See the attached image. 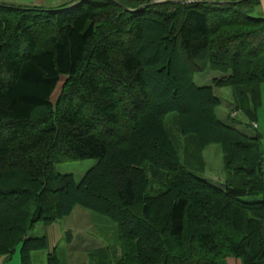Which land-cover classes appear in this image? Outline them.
<instances>
[{
	"label": "trees",
	"instance_id": "16d2710c",
	"mask_svg": "<svg viewBox=\"0 0 264 264\" xmlns=\"http://www.w3.org/2000/svg\"><path fill=\"white\" fill-rule=\"evenodd\" d=\"M155 1L0 3V257L21 245L32 264L47 240L29 232L78 206L117 225L118 260L97 249L96 264H264V154L242 129L264 84L258 0ZM220 88L237 125L217 116ZM176 136L192 166L193 151L219 145L224 184L198 177ZM82 160L96 165L78 184L55 171Z\"/></svg>",
	"mask_w": 264,
	"mask_h": 264
},
{
	"label": "rangeland",
	"instance_id": "374dc122",
	"mask_svg": "<svg viewBox=\"0 0 264 264\" xmlns=\"http://www.w3.org/2000/svg\"><path fill=\"white\" fill-rule=\"evenodd\" d=\"M213 77V73L207 70L204 73L196 75L194 77V83L197 86L210 85V81ZM64 81L65 78H61L60 83L57 85V88L51 97V102L54 105L61 94ZM154 83L155 86L157 83L155 81ZM231 92V88L215 89V93L220 100V106L216 112L221 121L230 125H237L240 120L238 117L231 119L226 116L228 111L227 109H231L228 106L231 102ZM172 117L173 115L170 114L164 120L165 126L171 130L173 129L171 126L173 125V122H175ZM177 139L179 141L181 140L179 143L182 158L184 159L183 161L189 164L191 168H195L203 172L202 175L197 174L198 177L212 181L213 183L219 185L224 184V180L226 179L224 154L222 153V149L219 145H208L201 150L200 154L197 155L196 152L193 151L195 159L192 160L196 162V166H192L190 164L191 157L187 155V153L192 154V150L184 149V146L182 147V139L177 138L176 136V140ZM95 165L96 160L68 161L57 165L55 167V171L61 175H71L75 183L78 184L85 173ZM56 224L61 228V237L52 249V252L56 254L60 264H96L97 262L95 261V257H93L92 253L97 249H103V253H105L106 257L105 260L107 262L110 260L116 262V260H118L120 252V248L118 246L119 233L117 231V225L111 219L76 206L67 217L58 221ZM43 230L44 227L41 224H38L29 232L28 235L30 237H41L44 235ZM20 249L21 245L16 248L15 252L11 256H4L6 258H12L8 261V264H20ZM47 254V251L33 252L31 255L32 264H47ZM99 256H102V254ZM234 259L239 260L236 258ZM240 263L242 264L241 261Z\"/></svg>",
	"mask_w": 264,
	"mask_h": 264
},
{
	"label": "crops",
	"instance_id": "0c3cea01",
	"mask_svg": "<svg viewBox=\"0 0 264 264\" xmlns=\"http://www.w3.org/2000/svg\"><path fill=\"white\" fill-rule=\"evenodd\" d=\"M71 0H0V3L15 5V6H36V7H54L64 2ZM190 1V0H188ZM255 9L256 16L264 19V0H258ZM261 106L257 112L256 122L251 127L242 128L244 132L256 133L260 137V144L264 154V84L260 87ZM43 234L47 240V253L52 252V249L61 237V228L57 224L44 228ZM12 258L1 257L0 264H8ZM218 264H241L239 260L227 258L220 261Z\"/></svg>",
	"mask_w": 264,
	"mask_h": 264
},
{
	"label": "water",
	"instance_id": "95a60500",
	"mask_svg": "<svg viewBox=\"0 0 264 264\" xmlns=\"http://www.w3.org/2000/svg\"><path fill=\"white\" fill-rule=\"evenodd\" d=\"M182 0H169L168 2H172V3H180ZM193 2H196V1H186V3H193ZM80 3V2H79ZM208 3H211V2H208ZM212 3H215V4H219V2H212Z\"/></svg>",
	"mask_w": 264,
	"mask_h": 264
},
{
	"label": "built area",
	"instance_id": "2783aa9c",
	"mask_svg": "<svg viewBox=\"0 0 264 264\" xmlns=\"http://www.w3.org/2000/svg\"><path fill=\"white\" fill-rule=\"evenodd\" d=\"M158 1L163 2V1H167V0H158Z\"/></svg>",
	"mask_w": 264,
	"mask_h": 264
}]
</instances>
